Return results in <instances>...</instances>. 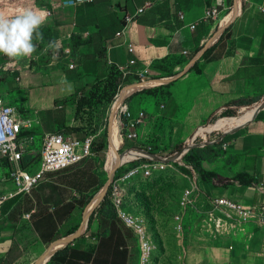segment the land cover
Returning <instances> with one entry per match:
<instances>
[{
    "label": "crops",
    "instance_id": "0c3cea01",
    "mask_svg": "<svg viewBox=\"0 0 264 264\" xmlns=\"http://www.w3.org/2000/svg\"><path fill=\"white\" fill-rule=\"evenodd\" d=\"M65 1L24 0V9L40 8L52 13L40 28L47 36L43 41L34 38L36 52L31 60L15 58L20 85L8 83L11 77H0V83H8L10 91L21 87L30 91L31 106L44 130L74 135L77 121L63 102L77 92L79 96L89 92L97 79L106 75L109 65H126L135 59L130 80L136 81V74L149 67L148 78L175 82L170 88L168 84L157 88L155 94L138 92L130 98L133 111H144L147 121L140 129L139 141L128 142L126 148L151 146L161 156L176 155L179 142L188 143L198 129L197 133L202 134V127L211 125L214 117L238 109L235 102H253L252 107L239 108L242 117L226 122V126L232 122L237 125L225 131L230 145L222 157L221 169L246 172L254 177L256 186L206 185L212 198L227 197L244 205L264 204V106H256L264 101V0L243 2L227 27L223 22L222 26L218 21H202L205 9L214 6L216 0H91L75 7L63 6ZM233 3L225 0V9ZM139 9L144 11L136 16ZM180 12L186 15L185 22L179 18ZM125 16H133V21L125 37H117ZM191 24L198 25L191 30ZM49 41H57L58 48L49 49ZM129 43L135 46L133 53L128 51ZM74 44L78 46L77 54L71 61L62 54L66 47L72 51ZM206 51L210 55L204 59ZM55 52L60 56L54 57ZM2 64L4 55L0 54ZM194 65L200 73L192 69ZM224 136L221 133L214 141ZM98 164L85 161L48 174L30 195H17L5 202L0 210V264H31L42 255L39 264L49 262V248L82 226L80 209L88 204L101 181L98 173L103 165ZM87 169L88 176L74 177ZM212 170L218 172L215 167ZM97 204L95 200L88 206L85 219ZM107 224L96 215L89 231L54 254H59L56 264H82L98 250L91 260L96 264L103 253L100 235L109 229ZM252 234L250 240L228 246L192 244L184 250L183 264H264V232ZM65 249L66 253H61Z\"/></svg>",
    "mask_w": 264,
    "mask_h": 264
},
{
    "label": "rangeland",
    "instance_id": "374dc122",
    "mask_svg": "<svg viewBox=\"0 0 264 264\" xmlns=\"http://www.w3.org/2000/svg\"><path fill=\"white\" fill-rule=\"evenodd\" d=\"M25 5L26 2H24V0H0V12H3L8 18H14L16 15L20 14L19 12L15 11L19 9L24 10L23 6ZM7 73L12 74V72H5L4 74H0V77L5 76V74L7 75ZM19 76L20 74L18 77ZM16 79L17 77L11 76V79H9L8 83L20 85L21 81H17ZM1 81L2 78H0V82ZM8 83H0V98L5 102V104L10 105L17 110L16 112L20 119L32 121L33 127L31 130L38 129L43 131V135L46 134L48 131L46 129L44 130L40 116L31 106L30 91L22 87L20 89L10 91V88L7 85ZM130 84L131 83L127 84V86ZM117 93H119V90ZM117 93L112 99V105L110 109H108L109 119L110 115L112 114V106L115 103V96ZM21 97L26 99V101H24L25 103L23 104L18 100L21 99ZM20 106L25 109L24 112L19 111ZM256 106H264V102L257 104ZM249 111L251 110H247L246 113ZM243 115L244 114L232 118H239ZM74 118L75 120H79V117L77 119L76 117ZM221 118L225 119L229 117L226 116ZM80 120L81 122L88 123L85 118ZM102 124L103 126L107 125V144L105 145V148L102 152L98 151L103 140H101L100 137H96L93 150L96 153V157L85 159L79 164L85 161H91V163L95 165L99 163L101 166L102 163L103 167L102 170L101 168L99 169L101 171L99 173H101L100 175L103 176L100 178L101 180L103 179L105 181V185L109 178V173L106 169V161L110 148V137L108 129L109 122L106 123V121L103 120ZM236 125V122H232L231 124L225 126L220 132L211 133V131L209 132L211 134L207 133L206 140L210 138L212 142L216 140L215 138L217 136H221L223 131H227ZM207 127L210 126H204L202 128ZM198 130L191 137V148H196V145L200 146V144H202L201 141H206L203 135L197 133ZM50 133L56 132L54 131ZM73 134L74 135H66L75 139H83V137H86V131H83V133H76L74 131ZM34 141V153L32 154L37 155L41 150L42 136L38 135L37 137H34ZM229 141L226 139V135L219 139V143L222 144L221 153L224 154L227 152L226 150L230 145ZM127 143L128 141L125 140V138L121 139V145L119 148L120 153L126 151V146L128 145ZM188 144L185 145L188 147ZM179 145L180 142L178 143V146ZM185 145L183 144V146ZM225 145L227 147L226 150L224 149ZM222 157H224V155L220 154L212 160L202 164V168L206 171H211L213 167H215V171L218 170L216 174L218 175L219 183H222L225 180L233 177V173L226 169H221ZM97 158H99L100 162L96 160ZM134 164V161H129L123 166L119 167V171L120 173H123L126 172L128 168H130V173L138 174H133L131 178L129 177L131 174H125L123 176V184L122 179H116L115 186H122L123 189L120 190V198H124L122 210L141 222V227L144 229L145 237L147 239L146 244H150L152 247H148V251H145L144 248V253H141L139 240L134 230L127 227L122 219L118 216L116 217L112 227L113 235H111L109 238L106 237V234H104L105 232L100 235L102 236L101 242L103 244L102 247L100 244V247L102 248L103 253L101 254L100 259L95 262L96 264H139L140 255L142 262L145 254H147L145 259L147 262L146 264H183L184 250L192 244H197L202 247H215L216 245L228 246L234 242H246L250 240L253 236L252 233L264 232V228H259L258 226L249 222H243L236 213H232L231 216H227L226 213L220 209H217L214 203L215 198L210 197V192H208L209 187H207L206 184L209 182H206L202 174L193 168L192 174H186L183 171L184 166H174V163L172 164L167 159H156L155 164L143 163L139 166H133ZM40 168L41 165L37 163L33 166L32 170L35 173L38 172ZM88 170L89 169L86 171L80 170L76 174L73 173L74 177H86L89 175V173H87ZM8 172V170L0 166V192H4L5 194H9L15 190V184L6 176ZM214 187L218 188L216 186ZM192 188H195L198 193H201L202 199L197 200L196 203L187 207L182 222L183 229L182 231H179L176 226V214L181 210L182 198L184 197L185 192ZM100 190L95 191L94 196L89 199L88 204H85L83 209H80L83 222L85 221L84 214L88 206L93 201L99 200L97 195ZM103 200L104 198L99 200L100 202L96 205L93 212L88 216V223L84 226L82 234L84 231H87L88 226L96 217ZM107 227L109 228L110 226L107 224ZM104 228H106V226H104ZM78 238L79 237H76V239ZM108 246H110L109 253L107 250ZM105 248L106 251L104 252ZM97 253L98 250L91 252V254L88 256V259L84 260V263L82 264H92V261H94L92 260V257L97 255ZM50 261L47 264H50Z\"/></svg>",
    "mask_w": 264,
    "mask_h": 264
},
{
    "label": "built area",
    "instance_id": "2783aa9c",
    "mask_svg": "<svg viewBox=\"0 0 264 264\" xmlns=\"http://www.w3.org/2000/svg\"><path fill=\"white\" fill-rule=\"evenodd\" d=\"M91 0H72V3L69 4L67 1L63 3V6L66 7H75L79 4H83L86 2H90ZM234 3L225 9V0H216V4L210 8H206L202 21H218L220 25L225 20L227 16L236 15L238 12V8L241 7L243 2L247 0H233ZM225 9V11L223 10ZM264 10V9H262ZM144 10L139 9L136 13V16L141 14ZM49 13L47 18L52 17V13ZM133 16H125L124 18V27L123 29L116 34L117 37H125L127 28L129 24L133 21ZM179 18L185 22L186 15L183 12L179 13ZM233 21V20H231ZM198 24H191L190 29H196ZM223 26V25H222ZM128 51L133 53L135 51V46L132 43L128 45ZM64 54L69 56L71 54V49L66 47L64 49ZM188 53L185 51L184 55ZM59 53L55 52L54 57H59ZM32 57V56H31ZM31 57H27L30 59ZM31 60V59H30ZM29 60V61H30ZM137 61L135 59H131L128 64L118 66L119 70L123 74V80L125 81L128 77L132 76L134 73L132 72V67L136 65ZM19 70V62L15 58H9L4 56V64L0 66V74H4L5 72H17ZM150 74L149 67L143 69L141 73H137L136 76L139 78L137 81L131 83L127 86V83H123L119 88V93L115 96V103L118 101L119 97L123 95L124 91L127 89H132L131 92L124 97L121 102L119 109L117 110L118 121L120 124L119 127V135L120 138H125L130 143H136L140 139V129L145 125L147 121V116L144 111L134 112L128 102L132 96H134L138 92H142L145 89H154L165 84H168L169 80L156 81L155 79L148 78ZM21 77H17V81H20ZM176 79V78H175ZM174 80V79H173ZM145 83H149L151 85L145 86ZM143 86V87H140ZM134 87V88H132ZM139 87V88H137ZM114 103V104H115ZM113 104V106H114ZM112 105V104H111ZM112 106V108H113ZM111 107V106H110ZM109 107V109H110ZM163 109L164 106L161 105ZM17 110L5 104V102L0 98V156L5 158L9 163V179L15 184V190L9 194H2L0 192V210L4 206L5 202L14 196L25 194L29 195L31 192L39 185V183L46 177V175L51 173H57L59 171L68 169L73 167L85 159L96 157V153L93 151L94 141L98 135L89 136L86 139H75L66 134L56 132V133H46L43 137V142L41 146V160L39 164L41 168L38 172H33V168L28 170L24 167V157L28 154L34 153L32 148V141L34 138L29 140L20 139V135L24 130H30L33 127L31 120H22L17 115ZM112 113V112H111ZM111 119V115H110ZM109 110L107 117L105 119L106 123L109 122ZM224 118H220L223 120ZM107 128V125L104 126V129ZM214 130H218L219 132L224 129H217L215 126ZM109 129V127H108ZM213 132V131H212ZM225 131L222 132V136L225 135ZM205 138V135L203 136ZM197 138V137H196ZM219 141V139H218ZM215 141H212L211 144H214ZM190 143V141H188ZM226 145L224 149L226 150ZM119 152V151H118ZM125 152H131L135 154L134 158L129 161H134V166H139L143 163H154L156 159H169L173 160L174 166H184L183 157L176 155H168L161 156L158 153L154 152L151 146H147L144 148L134 149V148H126ZM139 154L146 155L151 157V159L147 161H141V158L138 156ZM123 162L118 165L116 170V174L119 170V167L123 166L125 163ZM114 177L113 183L111 184L112 194L111 199L115 206L117 215L125 225L134 230L135 234L138 237L140 251L144 253V248L152 247L150 244H141V236H140V228L142 226L141 222L137 219L133 218L130 214L126 213L122 210V206L124 204V198H120V190L122 186H115V179H122L123 184V176L125 174H138V173H130V168L127 169L126 172L120 173L116 177ZM196 191L195 188L188 189L184 197L182 198V207L181 210L176 214V223L177 229L182 231V222L185 215V210L189 205H193L200 199V194ZM215 207L220 209L227 216H231L232 213H236L238 217L243 222L252 223L258 227L264 228V204L259 205H244L233 201L227 197H216L215 198ZM147 262H141V255L139 264H146Z\"/></svg>",
    "mask_w": 264,
    "mask_h": 264
},
{
    "label": "trees",
    "instance_id": "16d2710c",
    "mask_svg": "<svg viewBox=\"0 0 264 264\" xmlns=\"http://www.w3.org/2000/svg\"><path fill=\"white\" fill-rule=\"evenodd\" d=\"M235 17H236V15L234 14L232 16L231 20H233ZM231 20H230V23L232 22ZM230 23L228 24V26L230 25ZM46 34H47V32L43 34V39L47 36ZM77 48H78L77 44H74L73 49L71 51V54L69 55L71 61H73V59L75 58V56L77 54L76 53ZM209 55H210V51H206L204 56H203L204 59L209 57ZM62 56L65 57L66 55L63 53ZM197 66L198 65H194L192 67V69H195L198 73H200L199 69H197ZM18 75H19L18 72H14L12 74L5 75L4 78L8 79V77H11V76L12 77H18ZM129 78L130 77H128L124 81L123 80V74L119 70L118 66L109 65L106 75L99 77L89 92H86V94L81 95V96H79V94L77 92L74 96L68 98L67 101L63 102L65 105H68V108L73 112L74 117H76V119L79 117V120L78 119L76 120L77 126L74 129H72L73 132L75 131L76 133H79V132L83 133V131H86V134H85L86 137H83L82 140L86 139L89 136H94V135H98L97 137H100L101 140H103L102 145L99 147L98 151L102 152L103 149L105 148V145L107 144L106 143V141H107V134H106L107 130L104 129L105 125L103 126L102 122H103V120L106 119L107 114H108V109L112 104V99H113L114 95L118 92L120 86L123 83L129 84V83L135 82L134 80H130ZM138 79L139 78L137 77V80ZM174 82L168 83V85L166 87L170 88L172 85H174ZM154 89H145L142 91V93L155 94V93H157V90H156L157 88H154ZM167 95H168V97H170L169 92L167 93ZM18 100L22 104L25 103L24 101H26V99L23 97H21V99H18ZM59 103H61V102H57L56 104H59ZM235 104L237 105L238 109L228 110V111L224 112L223 114H221V116L214 117L210 121L211 122L210 124L211 125L215 124L214 126L217 129H221V128L226 126V122H229L233 119L232 117L240 116L238 113L239 108H242L245 106L252 107V105L254 103L248 102V101H245V102L238 101V102H235ZM19 111L24 112L25 109L22 106H20ZM226 116L229 118H225V119L219 121V119L221 117H226ZM84 118L86 119V121L88 123L81 122L80 119H84ZM211 125H209L210 127H208L207 130L205 129L203 131V133L201 134L203 136L205 135V138H204L205 140H206L207 133L211 134L213 132H219L218 130H214V128H213L214 126H211ZM211 131H213V132H211ZM88 132H90V133H88ZM209 132H211V133H209ZM60 133H62V132H60ZM63 134H65V133H63ZM38 135L42 136V142H43V137H44L43 131L38 130V129L37 130H31V129L30 130H24L20 135V139L29 140L31 138L37 137ZM34 142L35 141H32V145H31L32 148L31 149H34ZM201 143L202 144H200V146L196 145L197 146L196 148H192L183 158V163H184L183 171L186 174H192L193 173L192 168H193L194 170H196L202 174V176L206 182L212 183L216 187H225V186L236 185V184H238L240 186H256V181H255L254 177L252 175L246 173V172H234L232 178L227 179L222 183H219L218 182V175L216 174V172L204 170L202 168V164L204 162H208V161L212 160L213 158H215L216 156H219L220 154L224 155L223 153H221L222 144H220L219 142H215L214 144H211L210 138H208L206 141H201ZM185 144L187 145L188 143H185ZM190 144L191 143H189L188 145H190ZM186 145L183 146V144H182V145L178 146L177 150H179V151L182 150L184 147H186ZM41 146H42V144H41ZM93 150H94V146H93ZM153 151H154V149H153ZM40 160H41V150L39 151V153L37 155L28 154L24 157V167L26 169L30 170L33 168V166L35 164L39 163ZM147 160H149V159L141 158V161H147ZM172 162H173V160H172ZM0 166H2L6 170L9 169L8 161L1 156H0ZM101 170H102V168H101ZM100 174L101 173H98V176ZM118 174H120L119 170L116 174V177ZM6 176H7V178H9V173H7ZM99 177H103V176L100 175ZM104 182L105 181L103 179L99 182L98 187L96 189L97 191L100 190L104 186ZM111 194H112V188L109 187L108 191L104 197V200L101 203L99 212H97L98 219H100L102 221H106L108 224L109 223L111 224L109 229H107L105 231V233L103 232L104 234H106V237L109 236V234H110V236L113 235L112 227H113V224L115 222L116 217H118L115 206H114L113 201L111 199ZM93 196L94 195H90L89 197L91 198ZM89 230H90V225H89L87 231H89ZM215 247H220V246L216 245ZM66 251L67 250L65 249L61 253H66ZM58 255L59 254H56L52 258V260L50 261V264H54V263L56 264L57 263V262H55V258Z\"/></svg>",
    "mask_w": 264,
    "mask_h": 264
},
{
    "label": "clouds",
    "instance_id": "9594fccd",
    "mask_svg": "<svg viewBox=\"0 0 264 264\" xmlns=\"http://www.w3.org/2000/svg\"><path fill=\"white\" fill-rule=\"evenodd\" d=\"M69 4L72 0H67ZM49 13L36 8L21 10L19 15L8 18L0 12V54L9 58L31 57L36 52V40L43 41L40 28L46 23ZM57 41H49V49L58 48Z\"/></svg>",
    "mask_w": 264,
    "mask_h": 264
},
{
    "label": "bare ground",
    "instance_id": "6f19581e",
    "mask_svg": "<svg viewBox=\"0 0 264 264\" xmlns=\"http://www.w3.org/2000/svg\"><path fill=\"white\" fill-rule=\"evenodd\" d=\"M232 16H227L225 18V20L223 21L224 26H226V24L231 20ZM149 85H151V84L145 83V86H149ZM140 87H143V86H140ZM132 88H134V87H132ZM137 88H139V87H137ZM131 90L132 89H127L126 91H124L123 95L119 97L118 101L114 104V106L112 108V114H111L110 126H109L110 148H109V152L107 154V161H106V169H107L109 174L116 168V166L120 165L123 162L132 160L135 157L134 154H132L131 152H125V153H122L121 155L118 154V151H119V148L121 145V138L119 135L120 124L118 121L117 110L119 109L121 102L124 99V97H126L131 92ZM205 129L207 130L208 127L204 128V130ZM132 176H133V174H131L129 177L131 178ZM144 232H145L144 229L141 227L140 228V236L142 238V244L147 243V239L145 237ZM145 251H148V247L145 248ZM146 257H147V254H145L142 262H146L145 261ZM44 263L45 262H43L42 264H44Z\"/></svg>",
    "mask_w": 264,
    "mask_h": 264
},
{
    "label": "water",
    "instance_id": "95a60500",
    "mask_svg": "<svg viewBox=\"0 0 264 264\" xmlns=\"http://www.w3.org/2000/svg\"><path fill=\"white\" fill-rule=\"evenodd\" d=\"M228 25H226V26H224V27H227ZM264 102V101H263ZM262 103V102H261ZM192 148H191V144L190 145H188V147L186 146V147H184L182 150H180L177 154H176V156H181V157H184L190 150H191ZM123 153H125V152H123ZM122 153H120L119 152V155H121ZM140 158H146V159H151V157H148V156H146V155H143V154H139L138 155ZM117 168H118V166H116V168L109 174V178H108V180H107V182H106V184L103 186V188L99 191V193H98V195H97V197H99V200H102L104 197H105V195H106V193H107V191H108V188L111 186V184L113 183V180H114V177H115V174H116V170H117ZM98 200V203L100 202ZM93 212V211H92ZM91 212V213H92ZM90 213V214H91ZM85 219V218H84ZM87 223H88V217H87V219H85V221L83 222V224H82V226L80 227V229L74 234V235H72V236H70L69 238H67V239H64V240H61V241H59V242H57V243H55L52 247H50L49 248V250L48 251H51L52 250V253H51V257H50V259L54 256V254L60 249V248H62L63 246H65V245H67L68 243H70L74 238H76V237H79V236H81L82 235V231H83V228H84V226L85 225H87ZM43 257H44V255H42L37 261H35L33 264H39L40 263V261L43 259ZM50 259H49V261H50Z\"/></svg>",
    "mask_w": 264,
    "mask_h": 264
}]
</instances>
